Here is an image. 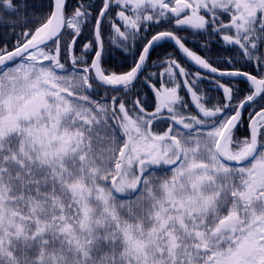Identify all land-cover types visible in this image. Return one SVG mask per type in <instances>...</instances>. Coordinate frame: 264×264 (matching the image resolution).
I'll return each instance as SVG.
<instances>
[{"label":"snow or ice","instance_id":"6c2138e0","mask_svg":"<svg viewBox=\"0 0 264 264\" xmlns=\"http://www.w3.org/2000/svg\"><path fill=\"white\" fill-rule=\"evenodd\" d=\"M0 264H264V0H0Z\"/></svg>","mask_w":264,"mask_h":264},{"label":"trees","instance_id":"16d2710c","mask_svg":"<svg viewBox=\"0 0 264 264\" xmlns=\"http://www.w3.org/2000/svg\"><path fill=\"white\" fill-rule=\"evenodd\" d=\"M180 34H186V33H180ZM189 46H191V45H189ZM167 49H168V51L174 50L170 45L167 46ZM121 59H123V58H121ZM129 63H130V60H129Z\"/></svg>","mask_w":264,"mask_h":264},{"label":"flooded vegetation","instance_id":"af4514ba","mask_svg":"<svg viewBox=\"0 0 264 264\" xmlns=\"http://www.w3.org/2000/svg\"><path fill=\"white\" fill-rule=\"evenodd\" d=\"M171 46V45H170ZM172 47V46H171ZM191 47V46H190ZM173 48V47H172ZM174 49V48H173ZM171 51H174V50H171ZM177 56H179V53H176Z\"/></svg>","mask_w":264,"mask_h":264}]
</instances>
